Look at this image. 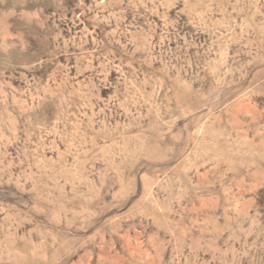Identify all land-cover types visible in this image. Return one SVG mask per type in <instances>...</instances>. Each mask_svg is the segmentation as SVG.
I'll use <instances>...</instances> for the list:
<instances>
[{"label":"rangeland","instance_id":"374dc122","mask_svg":"<svg viewBox=\"0 0 264 264\" xmlns=\"http://www.w3.org/2000/svg\"><path fill=\"white\" fill-rule=\"evenodd\" d=\"M0 264H264V0H0Z\"/></svg>","mask_w":264,"mask_h":264}]
</instances>
